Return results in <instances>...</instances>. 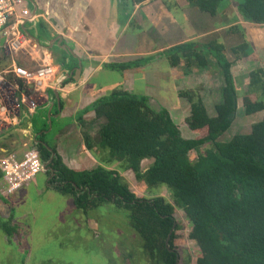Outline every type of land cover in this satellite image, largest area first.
Wrapping results in <instances>:
<instances>
[{"label": "trees", "instance_id": "obj_1", "mask_svg": "<svg viewBox=\"0 0 264 264\" xmlns=\"http://www.w3.org/2000/svg\"><path fill=\"white\" fill-rule=\"evenodd\" d=\"M187 1L210 15H216L224 2ZM239 11L244 20L264 23V0H244ZM229 30L242 31L246 38L237 25ZM224 49V44L215 40L198 44L190 40L169 50L173 51L168 58L172 66L184 62L188 68L205 69L210 63L209 53L217 58L224 84L215 115L209 114L195 87L178 92L190 104V126L196 130L205 125V136L184 137L169 110L153 106L146 95L116 87L99 97L92 109L102 122L97 144L100 150H106L108 157L102 160L120 162L119 169L102 164L75 170L66 165L47 137H43L46 145H37L44 164L54 153L47 165L55 171L50 183L65 195L70 194L77 208L87 211L104 202H113L127 210L130 224L140 233L151 264H177L178 252L172 240L177 236L178 224L166 244L176 222V207L185 212L191 224L189 237L200 248V264H264V115L251 125L249 132L238 133L229 141L219 140L232 125L238 102L231 61ZM231 50L236 59L252 52L247 40L231 46ZM126 67L111 65L119 70ZM263 76L264 69L258 68L253 73L250 90L261 89L264 95ZM88 109L78 114L82 123ZM244 110L247 115L264 112V99L247 100ZM83 135L88 148H92L94 143L89 133ZM204 143L208 147L192 160L189 153ZM145 159L152 162L144 169ZM125 170H132L150 188L166 186L173 202L161 195L137 197L122 176ZM2 227L9 238L13 237L14 227L8 223Z\"/></svg>", "mask_w": 264, "mask_h": 264}, {"label": "rangeland", "instance_id": "obj_2", "mask_svg": "<svg viewBox=\"0 0 264 264\" xmlns=\"http://www.w3.org/2000/svg\"><path fill=\"white\" fill-rule=\"evenodd\" d=\"M65 1L70 4V0ZM232 1L238 4L239 9L240 3L244 0ZM44 6L47 8L51 7L52 0H45ZM160 8L165 11L162 6ZM170 9V22L177 25H171L172 28H170V26H164L166 21L163 22L161 20L155 28L150 27L149 29L147 27L150 31L153 28L154 32L158 30L160 34H163V39L166 36L164 32H170V29L172 30L169 37L177 36L176 34H182L183 32L187 34V31L190 32V28L185 25V12L181 10V7L172 6ZM231 16H235V12H232ZM214 22H216L215 26L217 27L221 25V28L216 32L213 31ZM227 23L228 20L207 21L204 26L206 33L202 34L203 42H208L215 38H218L215 41L223 42L225 46L224 52L231 61V71L238 90L236 117L232 125L219 137L221 141H229L238 133L249 132L251 125L264 115L263 112L247 115L244 110L247 100H254L256 97L264 99L261 89L250 90L251 85L254 84L253 73L258 68L264 69V59L260 57L261 48L264 49V25H254L256 27L247 28L246 34H244L252 50L256 45L260 46H257L255 53L248 61V58L245 60H242L243 58H235L231 46L242 42L243 35L242 31L234 32L229 30ZM132 24L134 28H129V33L127 32V34L133 32L140 34V28L136 27L138 21L136 20ZM236 24L242 30L245 22L239 20ZM141 25L143 35L147 37L149 30L146 31L144 29L145 22ZM182 37L183 35L176 38ZM189 39L191 40V38ZM164 44H166V41L164 43L153 40L145 43L143 40L142 51H146L145 47L148 46L159 47ZM169 50L170 48L166 52L168 58L173 53V51ZM26 56H28L26 52L25 54L22 52H18L15 55L6 54L0 48V71L11 66L14 59L17 63L29 60V58H24ZM145 57L149 58L147 60L143 58L144 62H148L151 59H156L152 61L157 62V58L160 55L158 53ZM168 58L165 57L160 60L164 72L146 74L144 71L142 74H138L141 78H138L136 73V80L133 85L128 81L127 87L129 88L131 85V91L149 97V101L153 106L156 104L159 108L169 110L184 137H203L207 133V127L204 125L203 128L199 127L195 130L190 126V104L185 98L180 97L178 92L186 87H195L202 96L209 114L211 116L215 115V106L222 99L221 87L224 84L223 73L217 58L212 53H209L210 63L205 69H187L183 64L184 62L175 66L173 69L174 77L170 79L173 84L166 80L168 73L165 71L168 67H171ZM32 62L34 68L36 64L34 61ZM182 65L188 73L187 75L184 74V77L180 74L183 72ZM102 72L104 73H100L99 78L95 81L101 84L109 83L112 87L110 91L116 87H121L120 79L122 73L120 71L111 72L108 70ZM6 76L13 77L12 74H7ZM38 116V113L34 115L35 118ZM89 116L87 117L89 118ZM73 119L74 116L59 118L56 122H53L51 132L53 134L56 131L59 132V129L64 126V129L70 128ZM67 130L61 131L59 138L63 139ZM70 130L72 143L79 147L82 143L80 131L74 130L73 127ZM207 147L208 144L204 143L197 149L192 150L189 153L191 159L196 160L198 154L204 152ZM151 162V160H144V168ZM88 165L90 166V164ZM113 166L114 164L110 165V168ZM122 176L137 197L161 195L173 202L172 194L166 186L161 185L150 188L144 181L138 180L132 170L122 171ZM41 178L44 180L40 179L41 186L40 188L38 187L39 189L36 186L28 187V189L24 188L13 198L11 195L6 196V198L0 195V264H151L143 247V239L140 233L136 232L131 226L128 212L125 208L113 202H104L97 208L84 211V209L76 207L70 194L65 195L58 189L49 187L47 180L45 181V174H42ZM174 216L176 224L179 225L176 230L177 236L172 240V244L178 252L177 263L200 264L198 261L201 256L200 248L197 242L189 237L191 224L185 212L181 208L176 207ZM6 223L14 227V234L11 238L8 237L1 226Z\"/></svg>", "mask_w": 264, "mask_h": 264}, {"label": "crops", "instance_id": "obj_3", "mask_svg": "<svg viewBox=\"0 0 264 264\" xmlns=\"http://www.w3.org/2000/svg\"><path fill=\"white\" fill-rule=\"evenodd\" d=\"M44 1L45 0H33L37 5V13L41 16L39 25L41 27L40 33L42 38L49 43L51 42V38L61 35L63 37L62 43L65 42L69 44L73 49V54H68L60 50L56 42L51 48L43 46L44 44L37 45L51 51L58 70L61 69L58 62L68 60L63 70L71 74L73 73L77 80L72 76L65 83L66 88L60 91L61 108L57 113L53 111L56 101V97L54 96L55 90L53 88L47 90L46 96L41 98L35 112L32 113L27 110L26 106H23L19 116L14 118L16 123L7 127L3 134L0 135V156L11 151H16L21 155L25 149L32 146L33 138L39 134L42 129H45L47 120H49V114H52L51 119H53V122H56L59 118L74 116L73 123H71L70 128L68 127L69 129H64V126L59 129V132L56 131L54 134L50 132L48 140L56 146L57 151L62 156L66 165L75 170L91 169L94 166L102 164L108 168H110V165L114 164L112 168L119 169L120 162H104L102 160L105 156L106 160H108L107 152L106 150H100L97 144L98 129L102 122L101 118L95 116L92 104L99 97L108 94L112 88L109 83L101 84L95 81L99 78L100 73H104L102 71H120L122 73L120 79L121 87L133 92L131 91V85L129 88L127 87L128 81L133 85V82L136 80V73L137 77L141 78L138 74H142L144 71L146 74L164 72L160 60L165 57L168 58L166 52L173 45L190 41L189 38L197 42V44L202 43L204 41L202 34L206 33L204 26L207 21L228 20L227 26L229 27L236 25L239 20L243 21L245 22V25L242 24L244 34H246L247 28L263 25L241 18L238 11V4L234 3L232 0H224L219 6L216 15L206 14L197 7L190 6L187 0H144L142 2H134V0H70V4H67L65 0H52V6L48 8L44 6ZM26 2L27 7L32 11L34 8L33 3L29 2V0H26ZM161 6L165 11L161 10ZM172 6H180L181 10L185 12V25L190 28V32L187 31V34H185V32L176 34L177 36L183 35L182 38H176L177 36L173 35V37H169L172 30L170 29V32H164V35H166L164 40L162 38L163 34H160L158 30L154 32L153 29L155 26L159 25L161 20H163V22L166 21L164 26H170V28H172L171 25H177L170 22V7ZM232 12H235V16H231ZM136 20L138 21L136 27L138 26L141 30L140 34H137V32L127 34L129 28H134L132 23ZM144 22V29L146 31L149 30L150 27H154L152 31L149 30L147 32V37L143 35L141 24ZM215 24L216 22H214L213 31L216 32L221 28V25L217 27ZM147 27H149V29ZM29 28L30 30L34 29L33 24H29ZM143 40L145 43L147 41L152 42L153 40L164 43L166 41V44L160 45L159 47H145L146 51L143 52ZM212 40H218V38ZM244 40L248 41L247 37H243V41ZM221 43L223 42L221 41ZM257 46L260 47L256 45L247 57H242V60L248 58L247 60L250 61V57L255 53ZM31 50L32 53L24 57L29 58V60H24V63L18 61L19 64L27 67L34 65L32 57L35 59L38 53L37 50H34V47H32ZM261 51L260 57L264 59V49L261 48ZM158 53L160 57L157 58V62L152 61L156 59H151L148 62L143 61L149 58L145 56H152ZM80 62L81 68H76L79 66ZM111 65H124L127 67L124 70H119L112 69ZM174 67L175 66L171 65L167 70L165 68V72L168 73L166 80L171 84H173L170 79L174 77ZM186 68L190 69V67ZM191 68L199 70L198 67ZM182 71L183 72L180 73L181 76L184 77V74H188L183 65ZM86 108L89 109L83 114L82 119L84 123H82L78 119V114ZM36 113L39 115L37 118L34 117ZM88 115H90L89 118L87 117ZM72 127L74 130L77 129L80 131L82 143L79 147L75 146L70 139V129H72ZM65 130H67V132L64 133V138H59L60 132H64ZM84 132H88L91 136L90 139L91 141L93 140L94 143L92 148H88L84 140ZM88 164H90V166ZM42 174H45V181L49 178L47 172H40L30 184L11 195L12 198L24 188L28 189V187L36 186L37 189H39L41 186L40 179L44 180L41 178ZM2 184L3 178L0 171V195L6 198V196L1 193Z\"/></svg>", "mask_w": 264, "mask_h": 264}, {"label": "built area", "instance_id": "obj_4", "mask_svg": "<svg viewBox=\"0 0 264 264\" xmlns=\"http://www.w3.org/2000/svg\"><path fill=\"white\" fill-rule=\"evenodd\" d=\"M31 17V10L26 0H0V39L4 37L0 48L3 52L15 55L18 52L32 53L37 50L38 56L32 59L36 66H23L13 60L11 66L0 71V135L7 127L15 124L22 107L35 112L41 98L50 88H54L57 65L52 53L41 48L21 28L24 21ZM12 74L13 77H7ZM0 171L3 178L1 193L13 195L32 182L37 174L45 171L44 162L39 151L30 147L20 155L11 151L0 156Z\"/></svg>", "mask_w": 264, "mask_h": 264}, {"label": "water", "instance_id": "obj_5", "mask_svg": "<svg viewBox=\"0 0 264 264\" xmlns=\"http://www.w3.org/2000/svg\"><path fill=\"white\" fill-rule=\"evenodd\" d=\"M29 2H32L33 5H34V8L33 10L31 11V19L28 18L24 21V23L21 25V28L22 30L29 36L31 37L38 45H42L44 44L43 46H46L47 48H51L54 46L55 42L56 44L59 46L60 50H63L64 52L68 53V54H73V49L71 48V46L65 42L62 43L63 41V37L61 35L57 36V37H53L51 38V42H46L45 39L42 38L41 36V33H40V30H41V27H40V20H41V16L39 13H37V5L35 2H33V0H29ZM29 24H33L34 26V29H31L29 28ZM4 41V37H2L0 39V42L3 43ZM64 64H61V69L58 71L57 75H56V79H55V83H54V90L60 86L63 85L64 81H63V75L62 73L65 72V70H63L64 68ZM79 68H81V62L79 63ZM76 80L77 78L74 77ZM56 98H57V101H58V104L60 103V98L61 96L59 95L58 92H56ZM156 101V100H155ZM156 105V104H155ZM54 157V153H52L51 155V158L50 160L44 164L45 165V168L46 170H52L50 167H47V165L52 161ZM175 225H176V222L175 224L173 225V227L171 228L168 236H167V239H166V244L168 245L169 244V241H170V238H171V234L172 232L174 231L175 229ZM173 250V249H172ZM177 262H178V259H177ZM178 264V263H177Z\"/></svg>", "mask_w": 264, "mask_h": 264}, {"label": "flooded vegetation", "instance_id": "obj_6", "mask_svg": "<svg viewBox=\"0 0 264 264\" xmlns=\"http://www.w3.org/2000/svg\"><path fill=\"white\" fill-rule=\"evenodd\" d=\"M238 11H239V9H238ZM239 13H240V11H239ZM240 16H241V18H243L242 17V15H241V13H240ZM248 21H250V20H248ZM250 22H254V21H250ZM255 23H259V22H255ZM260 24H263L264 25V23H260ZM237 25V24H236ZM52 56H53V54H52ZM67 63H68V60H64V61H62V62H58V64L61 66V64H64V65H67ZM75 66H76V63H75ZM76 68H78V66L76 67ZM60 69V68H59ZM59 71V70H58ZM72 71H75V70H72ZM62 75L64 76L63 77V81H64V83H63V85L62 86H60V87H58V88H56L55 89V91L56 92H58L59 93V95H60V91H63V89H65L66 88V85H65V83L67 82V80L68 79H70L72 76L74 77V75H73V73L71 74L70 72H68V71H66V72H64V73H62ZM55 91H54V96L56 97V93H55ZM54 104V103H53ZM61 108V102L58 104V101H57V98H56V101H55V104H54V110L53 111H55V113H57V111H59V109ZM261 112H263V111H261ZM264 113V112H263ZM51 115L52 114H49V120H47V123H46V125H45V129H42L41 130V132L39 133V134H37L34 138H33V141H32V146H30V147H34V148H36L37 150H38V148H37V145L39 144V143H43V144H45V141H44V138L43 137H47V139H48V136L50 135V132L52 131V123H53V119H51ZM262 119V118H261ZM46 145V144H45ZM30 147H28V148H30ZM49 148H51L50 146H48ZM39 151V150H38ZM145 160H148V159H145ZM144 162V161H143ZM143 162H142V167L144 168V166H143ZM151 164V163H150ZM149 164V165H150ZM148 165V166H149ZM148 166H146L145 168H147ZM144 168V169H145ZM52 169V168H51ZM50 171V172H49ZM49 171H47L46 170V168H45V171H43V172H48V173H50V174H48V184H49V186L50 187H52V184L50 183V179L55 175V171L52 169V170H49ZM177 258H178V254H177Z\"/></svg>", "mask_w": 264, "mask_h": 264}]
</instances>
